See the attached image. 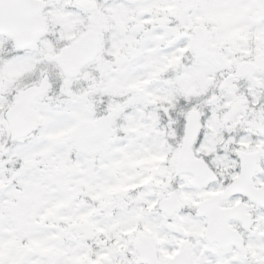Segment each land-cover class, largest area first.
I'll list each match as a JSON object with an SVG mask.
<instances>
[{
  "label": "snow or ice",
  "instance_id": "snow-or-ice-1",
  "mask_svg": "<svg viewBox=\"0 0 264 264\" xmlns=\"http://www.w3.org/2000/svg\"><path fill=\"white\" fill-rule=\"evenodd\" d=\"M0 264H264V0H0Z\"/></svg>",
  "mask_w": 264,
  "mask_h": 264
},
{
  "label": "rangeland",
  "instance_id": "rangeland-1",
  "mask_svg": "<svg viewBox=\"0 0 264 264\" xmlns=\"http://www.w3.org/2000/svg\"><path fill=\"white\" fill-rule=\"evenodd\" d=\"M236 35H238V36H239V33L237 32V33H236ZM240 38H241V39H243V40L245 41V43H247V39H248L247 37L240 36ZM152 162H154V158H153V159H151V160H149V163H152Z\"/></svg>",
  "mask_w": 264,
  "mask_h": 264
}]
</instances>
